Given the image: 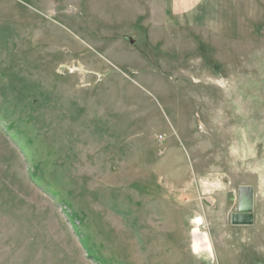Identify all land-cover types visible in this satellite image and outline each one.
<instances>
[{"label":"rangeland","instance_id":"obj_1","mask_svg":"<svg viewBox=\"0 0 264 264\" xmlns=\"http://www.w3.org/2000/svg\"><path fill=\"white\" fill-rule=\"evenodd\" d=\"M205 252L264 264V0H0V264Z\"/></svg>","mask_w":264,"mask_h":264},{"label":"water","instance_id":"obj_2","mask_svg":"<svg viewBox=\"0 0 264 264\" xmlns=\"http://www.w3.org/2000/svg\"><path fill=\"white\" fill-rule=\"evenodd\" d=\"M231 222L235 225L253 223V188L242 185L238 189V211L231 215Z\"/></svg>","mask_w":264,"mask_h":264},{"label":"crops","instance_id":"obj_3","mask_svg":"<svg viewBox=\"0 0 264 264\" xmlns=\"http://www.w3.org/2000/svg\"><path fill=\"white\" fill-rule=\"evenodd\" d=\"M248 186H252L253 188V207H254V198H255V190H254V186L253 185H248ZM200 259L201 262L203 264H213V257L211 256V254L209 252H205L202 254V256L200 255Z\"/></svg>","mask_w":264,"mask_h":264},{"label":"bare ground","instance_id":"obj_4","mask_svg":"<svg viewBox=\"0 0 264 264\" xmlns=\"http://www.w3.org/2000/svg\"><path fill=\"white\" fill-rule=\"evenodd\" d=\"M195 221H196L197 223H200L201 219H196Z\"/></svg>","mask_w":264,"mask_h":264}]
</instances>
